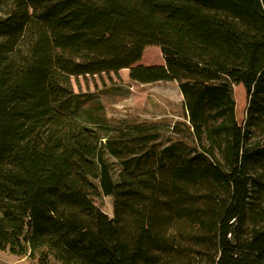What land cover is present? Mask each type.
<instances>
[{"label": "trees", "instance_id": "1", "mask_svg": "<svg viewBox=\"0 0 264 264\" xmlns=\"http://www.w3.org/2000/svg\"><path fill=\"white\" fill-rule=\"evenodd\" d=\"M150 45L165 64H137ZM121 69L176 81L192 138L161 145L159 124L78 105L73 80ZM79 139L98 173L72 160ZM40 247L62 264H264V0H0V249Z\"/></svg>", "mask_w": 264, "mask_h": 264}, {"label": "rangeland", "instance_id": "2", "mask_svg": "<svg viewBox=\"0 0 264 264\" xmlns=\"http://www.w3.org/2000/svg\"><path fill=\"white\" fill-rule=\"evenodd\" d=\"M144 52L148 53L146 65L162 64L158 59L162 53L157 46H147ZM143 62V55H142ZM142 64V63H140ZM165 64V61H164ZM73 88L79 97V106L92 105L100 102L108 120L114 128L124 129L134 124H159L160 137L158 142L166 145L183 139L192 138L185 118L183 96L176 81H158L141 83L130 78L128 69H121L119 77L114 73L110 76L103 74L73 80ZM235 99V113L239 124L244 123L247 109L246 90L242 84L233 86ZM178 125L174 131L172 126ZM97 142L87 139L77 140L72 160L75 163L89 166L98 173L96 157ZM112 166V173L116 177L119 167L118 161L106 154ZM95 204L110 216L113 215V198L110 195H101L95 198ZM0 264H62L47 247H40L25 255H16L8 249H0Z\"/></svg>", "mask_w": 264, "mask_h": 264}, {"label": "bare ground", "instance_id": "3", "mask_svg": "<svg viewBox=\"0 0 264 264\" xmlns=\"http://www.w3.org/2000/svg\"><path fill=\"white\" fill-rule=\"evenodd\" d=\"M143 60L145 62H148V53L147 52H143ZM158 61H159V63L164 64V58H163V56L162 57L160 56V58L158 59Z\"/></svg>", "mask_w": 264, "mask_h": 264}, {"label": "crops", "instance_id": "4", "mask_svg": "<svg viewBox=\"0 0 264 264\" xmlns=\"http://www.w3.org/2000/svg\"><path fill=\"white\" fill-rule=\"evenodd\" d=\"M140 63H142V64H146V63L144 62V60H143V62H142V58H141V60H140L137 64H140Z\"/></svg>", "mask_w": 264, "mask_h": 264}]
</instances>
